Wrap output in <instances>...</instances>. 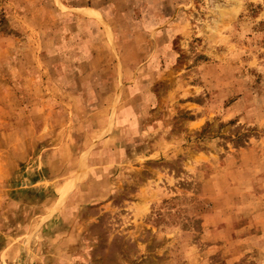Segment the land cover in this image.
Wrapping results in <instances>:
<instances>
[{
    "label": "rangeland",
    "instance_id": "1",
    "mask_svg": "<svg viewBox=\"0 0 264 264\" xmlns=\"http://www.w3.org/2000/svg\"><path fill=\"white\" fill-rule=\"evenodd\" d=\"M0 264H264V0H0Z\"/></svg>",
    "mask_w": 264,
    "mask_h": 264
},
{
    "label": "crops",
    "instance_id": "2",
    "mask_svg": "<svg viewBox=\"0 0 264 264\" xmlns=\"http://www.w3.org/2000/svg\"><path fill=\"white\" fill-rule=\"evenodd\" d=\"M1 261V260H0Z\"/></svg>",
    "mask_w": 264,
    "mask_h": 264
}]
</instances>
